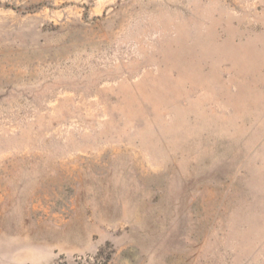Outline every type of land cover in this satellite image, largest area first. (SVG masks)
Here are the masks:
<instances>
[{
  "label": "rangeland",
  "instance_id": "rangeland-1",
  "mask_svg": "<svg viewBox=\"0 0 264 264\" xmlns=\"http://www.w3.org/2000/svg\"><path fill=\"white\" fill-rule=\"evenodd\" d=\"M0 264H264V0H0Z\"/></svg>",
  "mask_w": 264,
  "mask_h": 264
}]
</instances>
